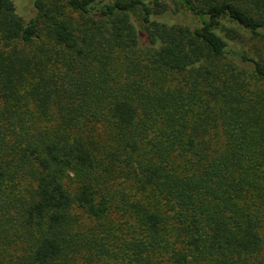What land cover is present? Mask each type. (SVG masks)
<instances>
[{
  "label": "trees",
  "instance_id": "obj_1",
  "mask_svg": "<svg viewBox=\"0 0 264 264\" xmlns=\"http://www.w3.org/2000/svg\"><path fill=\"white\" fill-rule=\"evenodd\" d=\"M32 6L0 0V264H264V0Z\"/></svg>",
  "mask_w": 264,
  "mask_h": 264
},
{
  "label": "rangeland",
  "instance_id": "obj_2",
  "mask_svg": "<svg viewBox=\"0 0 264 264\" xmlns=\"http://www.w3.org/2000/svg\"><path fill=\"white\" fill-rule=\"evenodd\" d=\"M17 6V10L18 12L24 16V18L27 20L30 18V16L33 14L34 9H33V0H14ZM181 11V10H180ZM177 20H183L185 22H192L191 20H195V18H193L191 15L189 14H185L184 12H179L178 16H176ZM247 37L249 38L250 42V47L253 48L254 47V51L256 52V50L258 48L263 49L264 52V40H257V41H253L250 38L249 33L246 34ZM247 46V45H246ZM252 50V49H251ZM116 264H126L125 262H118Z\"/></svg>",
  "mask_w": 264,
  "mask_h": 264
}]
</instances>
